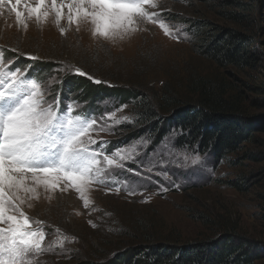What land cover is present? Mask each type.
Returning a JSON list of instances; mask_svg holds the SVG:
<instances>
[{"label":"rangeland","instance_id":"374dc122","mask_svg":"<svg viewBox=\"0 0 264 264\" xmlns=\"http://www.w3.org/2000/svg\"><path fill=\"white\" fill-rule=\"evenodd\" d=\"M20 10L27 15L23 6ZM152 11L161 12L165 22L177 31L178 39L165 35L157 24L150 22L115 42L94 39L86 25H80L79 31L76 24L69 29L67 20L62 24L67 31L61 35L53 17L48 18L52 23L47 20L40 26L34 19L28 20L25 29L17 25L10 5L5 4L0 7V46L19 49L18 55L34 54L58 62L51 73L42 77L35 74L45 83L56 78L49 101L58 96L56 85L60 77L73 71L59 69L65 65L77 67L78 62L92 64L106 78H101L106 84L116 83L113 77L130 82L143 79L149 86L147 96L166 85L184 99V83L191 74L223 80L230 87L226 96L240 95L242 109L251 123V137L216 160L211 152L199 153L174 145L179 131L173 126L161 137L148 131L137 136L139 132L129 127L134 119L131 104L115 105L107 98L100 100L103 111L98 115L91 113L90 118H96L98 123L90 135L109 141L108 154L135 146L139 155L134 162H126V168L141 175L118 172V180L130 182L129 190L119 192L115 184H92L88 192L92 203L87 208L74 189L47 192L43 187L37 188L39 199L27 200L21 205L23 211L46 223L48 241L56 238L55 229L76 238L65 241L63 252L57 249L36 257L39 264H73V256L87 248L110 258L118 252L117 247L122 250L124 245L143 237L189 242L196 237H211L224 226L233 227L236 233L252 240L261 256L252 264H264V0H160L159 7ZM225 31L247 37L244 46L247 57L252 58L245 65H222L204 53V45L219 43ZM197 33L200 51L194 45ZM8 60L11 58L5 63ZM71 96L83 98L76 92ZM66 99L61 108L66 110L74 102L79 111L84 110L85 101ZM113 112L117 118L128 116L131 121L117 124L109 131L100 130L105 123L100 118ZM160 116L164 122L169 119L167 113ZM195 156L201 157V162L192 165L190 160ZM153 163L155 167L148 172ZM133 189L135 194L129 195ZM146 199L148 202H143Z\"/></svg>","mask_w":264,"mask_h":264},{"label":"snow or ice","instance_id":"6c2138e0","mask_svg":"<svg viewBox=\"0 0 264 264\" xmlns=\"http://www.w3.org/2000/svg\"><path fill=\"white\" fill-rule=\"evenodd\" d=\"M159 3L160 0H34L33 5L30 0H0V7L10 5L17 25L25 29L28 20L34 19L40 25L54 15L61 35L67 31L61 25L66 18L69 25L76 24L77 31L80 25L89 26L93 38L104 41L124 40L142 30L140 25L145 22L157 24L165 35L178 39L177 31L165 22L161 12L152 11ZM21 4L27 15L20 10ZM7 51L17 50L0 46V225H7L0 227V264H39L36 257L55 253L57 249L63 252L65 241L76 238L55 229L56 238L48 241L46 223L29 217L21 205L39 199V187L47 192L74 189L85 208L92 203L88 195L92 184L111 183L116 185L117 192L129 190L130 182L118 180L116 174L128 171L141 175L126 168V162H134L139 153L133 146L108 154L109 141L93 139L90 135L97 119L79 112L74 102L66 110L61 108L59 96L49 101L56 78L47 83L41 78H29L30 66L22 70L14 68L15 60L5 63ZM66 68L88 75L73 65H65L59 71ZM89 79L101 83L91 76ZM100 119L105 121L100 126L102 131L131 121L128 116L117 118L116 112ZM109 120L111 125L107 123ZM184 160L188 163L189 158L185 156ZM200 162L199 156L190 160L192 165ZM154 167L155 163L150 164L147 171ZM134 194V189L129 191V195ZM28 207L32 204L28 203ZM89 223L96 227L92 221Z\"/></svg>","mask_w":264,"mask_h":264},{"label":"trees","instance_id":"16d2710c","mask_svg":"<svg viewBox=\"0 0 264 264\" xmlns=\"http://www.w3.org/2000/svg\"><path fill=\"white\" fill-rule=\"evenodd\" d=\"M198 33L194 35V45L200 51ZM246 38L240 33L225 31L219 43L201 46L204 45V53L208 57L222 65H245L252 58L247 57L244 46ZM7 49L17 51H7L6 59L15 60L14 68L23 70L30 66L29 75L39 73L42 77L59 65L53 59H30V56H36L34 54L18 55L19 49L15 47ZM78 65L88 75H79L73 69L60 77L56 85L60 105L66 103V98L69 97L71 100H83L86 102L85 108L79 112L87 113L90 117L91 113L98 115L103 111H100L99 101L104 98L112 100L115 105L131 104L134 119L129 127L139 132L137 136L148 131L147 133L161 137L173 126L179 131L174 145L196 149L199 153L211 152L216 160L233 152L239 143L251 137V123L242 109L240 95L236 93L226 96L230 87L223 80L191 74L184 83L187 91L184 99H180L166 85L147 96L145 92L149 86L143 79L130 82L113 77L111 79L116 83L106 84L102 81L106 78L99 70H94L92 64L78 62ZM89 76L101 83H95ZM75 92L81 93L83 98L72 97L71 94ZM162 113L169 114L167 122L160 120ZM141 127L145 129L141 130ZM132 136L137 137L134 134ZM116 250L118 252L115 256L108 258L106 253L97 254L87 248L86 252L73 256L72 261L73 264H252L261 257L252 240L236 233L235 228L226 226L222 231H215L213 236L203 239L196 237L189 242H179L173 239L143 237L124 245L122 250L120 247Z\"/></svg>","mask_w":264,"mask_h":264},{"label":"bare ground","instance_id":"6f19581e","mask_svg":"<svg viewBox=\"0 0 264 264\" xmlns=\"http://www.w3.org/2000/svg\"><path fill=\"white\" fill-rule=\"evenodd\" d=\"M30 2H34V0H30ZM21 6H23V4H21ZM23 7H24V6H23ZM49 7H50V5H49ZM66 11H67V10L65 9V12H66ZM49 17H50V18H51V17L54 18V15H50ZM53 18H52V19H53ZM49 20H50V19H48V21H49ZM66 20H67L66 18H65V19H62V21H61V25H62V24H65V23H66ZM50 21H51L50 23H52V20H50ZM67 23H68V22H67ZM74 24H75V23L69 25V23H68V28H69V29H72V27H73ZM44 25H45V24H44ZM39 26H40V25H39ZM42 27H43V26H42ZM46 27H47V26H46ZM54 27H55V26H54ZM18 195H20V193H18Z\"/></svg>","mask_w":264,"mask_h":264}]
</instances>
